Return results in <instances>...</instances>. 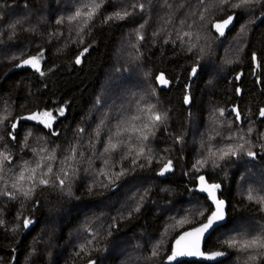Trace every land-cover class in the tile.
<instances>
[{"label": "trees", "instance_id": "trees-1", "mask_svg": "<svg viewBox=\"0 0 264 264\" xmlns=\"http://www.w3.org/2000/svg\"><path fill=\"white\" fill-rule=\"evenodd\" d=\"M237 2L0 0V264H163L212 211L200 176L228 204L205 251L264 264L225 243L264 238V0Z\"/></svg>", "mask_w": 264, "mask_h": 264}, {"label": "snow or ice", "instance_id": "snow-or-ice-1", "mask_svg": "<svg viewBox=\"0 0 264 264\" xmlns=\"http://www.w3.org/2000/svg\"><path fill=\"white\" fill-rule=\"evenodd\" d=\"M222 2H227V0H222ZM260 0H238L237 3L231 4V7L233 8H245V7H249L251 6L253 3H259ZM96 7H98V5H95ZM87 7V6H86ZM89 19L92 18V15L94 14L93 12H87L85 13ZM82 15V10L78 9L76 11V13L70 17V20H75L78 17H80ZM118 17L123 18L122 16H120L119 13L116 14ZM125 15H127V13H125ZM235 15H231L228 16L227 19L223 20L222 23H217L215 25V28L217 29V31L220 32L221 35L224 34V29L227 28L234 20ZM58 23H60L61 21H57ZM86 51V49H85ZM77 63H80L79 58H77ZM24 64H28L31 65L32 67L36 68L37 70H39L38 68V64H39V59L38 57H31L28 60L23 61ZM160 80L162 83H167V81H165L163 79V77H160ZM62 114V113H61ZM223 114V113H221ZM44 116L47 117H51V113H44ZM261 116H264V110H261L260 113ZM237 116L239 117V113H237ZM37 117L34 116H30L28 117V119H36ZM160 117L156 116V120H159ZM42 123H44V121H41ZM45 126H50L49 124L45 123ZM249 132H251V129H249ZM145 139L147 137H144ZM229 139H231V137H229ZM110 147L112 149H115L116 145L114 144H110ZM262 148H264V145H261ZM244 149V145L241 144L239 145V150H243ZM105 151H108V149H105ZM222 155L220 156V159H224L226 156L229 155H236V150L233 149L232 147H229L227 149V151L225 150H221ZM247 155L250 157H255V153H253L252 151H248ZM171 166V161L168 162V164L165 166V168L161 171V175L164 174V172L168 171L170 169ZM34 171V170H33ZM49 172H51V168L48 169ZM199 180L201 182V188L200 191L202 192H206L208 194V197L211 198L213 200V202L216 205V210L213 211L210 215H208L206 217V222L203 223L202 225H200L199 227H196L195 229H193L190 232L184 233L183 235H181L179 237V239L176 240V245L177 247L173 249L172 251V255H170L168 257V259L171 260H176L177 257H182V256H196V255H201L203 256L204 253L199 251V241L204 237L205 233H208L209 235L211 234L212 231L215 230L216 227L220 226L219 222L223 221L225 219L224 217V213L222 210V206L224 204V201L222 200H218L215 196V190L218 189L220 186L217 184H207L205 182V178L203 176L199 177ZM42 184H47L48 181L47 180H41ZM61 183H63V181H61ZM25 195H27V193H25ZM249 200H252L253 197L251 195H249L248 197ZM200 215H203V212L200 213ZM181 224L183 223V221L180 222ZM25 226H27V223L25 224ZM185 237H194V241L191 243L190 246H183L181 247L182 242L185 240ZM227 244L228 247H237V245H239V250H247L250 247H259V248H264V238L262 237H255L251 240H244V241H237L235 238H233L232 240L226 241L225 242ZM157 253H153V255L155 256ZM225 253L223 252H215L212 253L210 255H208V259H215L216 257L219 256H223ZM250 259H254V257H250Z\"/></svg>", "mask_w": 264, "mask_h": 264}, {"label": "water", "instance_id": "water-1", "mask_svg": "<svg viewBox=\"0 0 264 264\" xmlns=\"http://www.w3.org/2000/svg\"><path fill=\"white\" fill-rule=\"evenodd\" d=\"M16 1H19V0H16ZM263 17H264V16H260V17L255 21V25H258L259 22L263 19ZM216 24H217V23L214 24V30H215V31H217V29L215 28V25H216ZM228 28H229V27H228ZM224 30H225V29H224ZM224 30H223V31H224ZM217 33L220 34L219 31H217ZM224 33H225V31H224ZM220 35H221V34H220ZM18 68H19V67H18ZM18 68H17V69H18ZM162 77H163V79H164L165 81H167V83H162L161 80H160V78H159V80H158V84H159V86H160L161 88H164V89H169L170 86H171L170 81L166 80L164 75H162ZM233 109H234V108H232V110H233ZM232 110L229 109L228 112H230V111H232ZM261 110H264V108H262ZM261 110H260V112H259V118H260V119H264V116H261V115H260ZM233 112H234V114L236 115V120H237V122H238V123H242L243 116H242L240 113H239V117L237 116V113H238V110H237V109H234ZM203 177L205 178V182H206L207 184H212V183H210V182L207 180V178H206L205 176H203ZM201 186H202V185H201V182H200V180L198 179V182H197V185H196L194 191H195V193L200 194V195H203V196H206V197L208 198V202H209V204H210L211 207H212V211H211V213H212L213 211L216 210V205H215V203L213 202V200H212L211 198L208 197V194H207L206 192H202V191H200ZM215 196H216V198H217L218 200H222V201H224V204H223V206H222V210H223V213H224V217H225V219H224L223 221L219 222L220 226L216 227L215 230L212 231L210 235H209L208 233H205V234H204V237L199 241V251L202 252V253H204V255H203V256H201V255H196V256H182V257H177L176 260H171V261L168 259V257H169L170 255H172V251H173V249L177 247V245H176V240L179 239V237H180L181 235H183L184 233L190 232V231H192L193 229H195L196 227H199L200 225L203 224V223H202V224H200V225H198V226H196V227H194V228H191V229H189V230H186V231L182 232L181 234H179V235L174 239V241H173V243H172V247H171L170 254L165 258L163 264H181V263H183V262H197V263H205V264H217V263H220V262L224 261L225 259H228V258H229V254H228L227 252L219 251V252H223V253H225V254H224L223 256L216 257L215 259H208V258H207L208 255H210V254H212V253H215V252H218V251L207 252V251H205V249H204V244H205V242L208 240V238H209V237H210L215 231H217L218 229L222 228V227H223L224 225H226L227 222H228V204H227V202H226L225 199H223V198L220 197V194H219V192H218L217 189L215 190ZM211 213H210V214H211ZM210 214H209V215H210ZM205 222H206V221H205ZM205 222H204V223H205ZM193 241H194V237H185V240L182 242L181 247H183V246H190L191 243H192Z\"/></svg>", "mask_w": 264, "mask_h": 264}, {"label": "rangeland", "instance_id": "rangeland-1", "mask_svg": "<svg viewBox=\"0 0 264 264\" xmlns=\"http://www.w3.org/2000/svg\"><path fill=\"white\" fill-rule=\"evenodd\" d=\"M40 65H41V61L39 60L38 68L40 67ZM43 114L44 113L35 114V116L37 118L36 119H31V120H33V121H35L37 123H40L43 126H45V123H47V124H49L51 126L54 123V121H55V117L53 115H51V117H47V116H44ZM41 121H44V123H42ZM50 126H47V127H50Z\"/></svg>", "mask_w": 264, "mask_h": 264}, {"label": "bare ground", "instance_id": "bare-ground-1", "mask_svg": "<svg viewBox=\"0 0 264 264\" xmlns=\"http://www.w3.org/2000/svg\"><path fill=\"white\" fill-rule=\"evenodd\" d=\"M234 109H235V108H234ZM234 109H233V110H234ZM261 109H262V108H261ZM233 110H232V113L234 114ZM234 115H235V114H234ZM241 115H242V114H241ZM235 118H236V115H235ZM258 118H259V116H258ZM259 119H260V118H259ZM236 121H237V120H236Z\"/></svg>", "mask_w": 264, "mask_h": 264}]
</instances>
